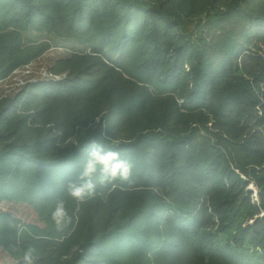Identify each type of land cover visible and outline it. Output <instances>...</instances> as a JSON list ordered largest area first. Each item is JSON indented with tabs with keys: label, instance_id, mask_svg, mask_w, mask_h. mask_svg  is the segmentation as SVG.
I'll list each match as a JSON object with an SVG mask.
<instances>
[{
	"label": "trees",
	"instance_id": "1",
	"mask_svg": "<svg viewBox=\"0 0 264 264\" xmlns=\"http://www.w3.org/2000/svg\"><path fill=\"white\" fill-rule=\"evenodd\" d=\"M53 43L50 76L0 97V202L40 223L0 209L12 264H264V0H0V80ZM94 144L134 167L78 202Z\"/></svg>",
	"mask_w": 264,
	"mask_h": 264
},
{
	"label": "clouds",
	"instance_id": "2",
	"mask_svg": "<svg viewBox=\"0 0 264 264\" xmlns=\"http://www.w3.org/2000/svg\"><path fill=\"white\" fill-rule=\"evenodd\" d=\"M79 142L73 137H67L64 146ZM134 164L129 160L120 158L117 151H105L102 146L94 144L88 152L87 159L77 181L70 182L67 193L78 202H83L86 198L95 195L97 182L100 185L111 184L115 187L116 181H128L131 177ZM97 173L99 175L97 176ZM95 177V179H94ZM51 219L57 229L62 228L71 222V217L63 200H57ZM34 249L28 248L23 256V264H34Z\"/></svg>",
	"mask_w": 264,
	"mask_h": 264
},
{
	"label": "rangeland",
	"instance_id": "3",
	"mask_svg": "<svg viewBox=\"0 0 264 264\" xmlns=\"http://www.w3.org/2000/svg\"><path fill=\"white\" fill-rule=\"evenodd\" d=\"M70 53L71 49L69 47L53 43L46 52L34 61L14 70L7 78L0 80V97L12 94L28 80H36L50 76L48 68L54 63V61L58 58L66 57L70 55ZM249 188L253 189L254 186L250 184ZM253 197L256 198L254 193ZM0 209L18 217L22 222L39 223L37 215L26 203L0 202ZM173 257L175 256L159 255L152 258L151 264H221L218 262H211L200 256L189 255L178 258ZM18 258V254L10 250L0 249V264H12Z\"/></svg>",
	"mask_w": 264,
	"mask_h": 264
}]
</instances>
